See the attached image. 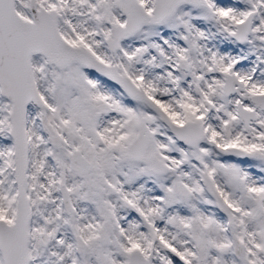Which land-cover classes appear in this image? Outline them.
I'll return each instance as SVG.
<instances>
[{"label": "snow or ice", "instance_id": "snow-or-ice-1", "mask_svg": "<svg viewBox=\"0 0 264 264\" xmlns=\"http://www.w3.org/2000/svg\"><path fill=\"white\" fill-rule=\"evenodd\" d=\"M0 264H264V0H0Z\"/></svg>", "mask_w": 264, "mask_h": 264}]
</instances>
